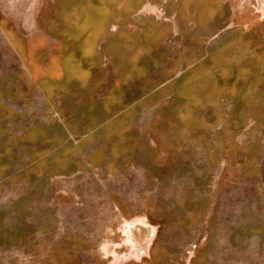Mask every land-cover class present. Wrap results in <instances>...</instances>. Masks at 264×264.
Instances as JSON below:
<instances>
[{
	"label": "rangeland",
	"instance_id": "1",
	"mask_svg": "<svg viewBox=\"0 0 264 264\" xmlns=\"http://www.w3.org/2000/svg\"><path fill=\"white\" fill-rule=\"evenodd\" d=\"M0 264H264V0H0Z\"/></svg>",
	"mask_w": 264,
	"mask_h": 264
},
{
	"label": "crops",
	"instance_id": "2",
	"mask_svg": "<svg viewBox=\"0 0 264 264\" xmlns=\"http://www.w3.org/2000/svg\"><path fill=\"white\" fill-rule=\"evenodd\" d=\"M81 5H84V7L86 6V4H81ZM86 7H89V6H86ZM106 15H105V18L108 16L107 15V12L105 13ZM103 15V14H102ZM102 15H100V17L102 16ZM100 19H102V18H100ZM133 29H135L134 27H132L131 25H129L128 26V30H133ZM127 30V31H128ZM90 31H94V29L93 28H91L90 29ZM101 31H102V29H101ZM93 34V33H92ZM149 39H150V41H152V29L151 28H149ZM132 38L131 37H126L125 38V41H127V42H131L132 40H131ZM139 40H141V37L139 36ZM135 45V44H134ZM134 45H132V47H130V46H128V45H126V47L127 48H129L130 50L131 49H135L134 48ZM59 46V45H58ZM140 47V46H139ZM138 46H137V49L139 48ZM60 48V47H59ZM145 55H148V56H151V50H149L148 51V53L147 54H145ZM55 56V55H54ZM67 57L69 58V64L67 65L68 66V69H69V71L71 72H73V69L71 68V66H75L76 65V63H75V61H74V58H73V55H67ZM141 66V64H138V67L136 66L135 68L136 69H134V70H132V72H135V73H145V72H150V69H146L145 67H143L142 68V66ZM54 69V68H53ZM89 70H91V68L89 67V68H81L80 69V73H84V77L86 78V73H88L89 72ZM78 81V80H77ZM77 81H70L69 82V95H71V90L74 88L75 90H79L80 92H84L83 94L84 95H90V92H91V89H90V87H89V85H88V83H87V81H79V82H77ZM74 86V87H72V86ZM50 87V84L49 83H44L43 85H39L38 86V91H39V93L41 94V96H42V98L40 97V96H38V97H36L35 98V101H37L38 102V105H37V103L36 104H34V102L32 103V105H34V107H33V110L36 112L37 110H41V106H42V110L45 112L48 108H51V107H49V104H46V100H44L43 98L44 97H47L46 96V94H47V92H45L44 90H46V89H48ZM90 91V92H89ZM41 98V99H40ZM48 98V97H47ZM87 98H88V96H87ZM43 99V100H42ZM86 100H88V99H86ZM88 103H90V102H88ZM51 106L53 107L54 105L53 104H51ZM30 110H32L31 108H29ZM90 109H92L91 108V106H90V104H88V105H85L81 110H79V113L80 114H82V113H85V115H82L81 116V118H83L84 120H86V121H89L91 118H90V116L88 115V112L90 111ZM98 109H100V107L98 108ZM53 110H55V107H53ZM98 111H100L101 112V110H98ZM55 112H56V110H55ZM28 113H33V112H28ZM77 112H75L74 114L77 116V114H76ZM75 116V117H76ZM66 127V126H65ZM67 128V127H66ZM70 134V133H69ZM73 134V133H72ZM71 135V134H70ZM72 136V135H71Z\"/></svg>",
	"mask_w": 264,
	"mask_h": 264
},
{
	"label": "trees",
	"instance_id": "3",
	"mask_svg": "<svg viewBox=\"0 0 264 264\" xmlns=\"http://www.w3.org/2000/svg\"><path fill=\"white\" fill-rule=\"evenodd\" d=\"M103 13H106V12L103 11ZM103 13H102V14H103ZM98 16H100V15H98Z\"/></svg>",
	"mask_w": 264,
	"mask_h": 264
}]
</instances>
